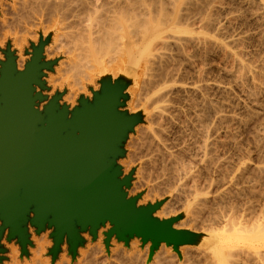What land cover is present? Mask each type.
Returning <instances> with one entry per match:
<instances>
[{
  "label": "bare ground",
  "instance_id": "obj_1",
  "mask_svg": "<svg viewBox=\"0 0 264 264\" xmlns=\"http://www.w3.org/2000/svg\"><path fill=\"white\" fill-rule=\"evenodd\" d=\"M224 2H226V1H224ZM222 3H223L222 0H21V3L18 7V12L15 11V13L17 14V15L15 14V16L17 17V19L19 17L21 20L24 18L26 19V18H32V17H36V19H38V20L47 19L48 21L56 22V26H58L59 29H61L62 31L66 30V29H73L72 32H73V36H74V39L76 40V42H74V41H72V42H74L76 44V48H73V49L69 48L70 50L68 49V52L70 54L73 51V53H72L73 55H72V59L70 60V62L67 63V69L70 72H72L73 76H75L76 78H79V77L81 78V76H84L87 78L89 77V79H87L88 81L91 80L90 78L92 76H90V74L92 75L93 71L103 69L106 66H109V65H106V63H105L107 58H109V59H116V58L124 59L123 63L124 62L125 63L123 65L130 64L131 66H134V72H132V77H133L132 79L135 82V85H134L135 87L132 88L129 85L131 88H127V89H129L128 92H131V94L134 96L133 102L137 103V105H142L143 108L146 110V118H145V115H144V117H141L143 122L146 121V124L139 129L138 137L134 138V140L132 141V144H133L132 147H134L136 150L135 153L138 155L137 158H138V161L140 162V164H142V165L144 164V166L145 165L150 166L152 168L151 172L153 174H154V172H159L156 174V177H158V178H156L157 180L160 179L159 175H163L164 177H166L165 179L167 180V182L170 183L171 186L169 184L168 185L174 189L171 192L169 191L170 192V195H168L169 200L167 202H165L166 205L164 206L163 212H165V210L167 211V208H169L174 203L179 206L181 198H183L186 201L185 203L188 204V206H186L187 209L189 210L188 211L189 215H187L188 217L184 218L185 220L183 219L180 224H178L179 222L177 221L178 225L177 224L174 226L170 225L169 227L171 229H169V231H168L172 234H180L181 233V235H179L180 238H176V240L174 237H172V238L170 237L171 240H174L172 243V246L175 248V250L178 249V247H180L181 245H184L182 243V239H183L184 234L186 235V236L184 235L186 238L187 237L189 238L188 240L190 241V244L185 245V246H187L186 247L187 249H186V252L184 253V254H186V256L188 258L187 263H189V264H264V206L262 209L260 208L261 209V211H259L260 213L255 215V213L257 212V209H255L256 207H255L253 202L247 203L246 204L247 206H245V208L242 209V211H240V209L236 208V205L238 204V202L236 200L235 201L237 202V204H236V202H232V203H235L236 205L231 204V202L229 201V199H233L234 197H238L237 195H239L240 193H243L244 191H247V190H244L243 192H241L235 188L236 185L239 184L238 179L240 178V176H238V175L240 173L238 174V172H237L238 175L236 174L232 177H229V179L226 178V179H228V181H226V184L223 185L222 188L218 189L216 192L214 191V195L213 196L211 195L212 197L210 198L208 196L209 193L208 194H203V193L200 194L201 190H200V192H198L199 188L198 189L196 188V186H197L196 170L194 171L193 166L190 167L189 165L185 164L186 163V161L184 159L185 156L183 155V153H185L186 151L188 152V150H190V151L194 150L196 154L194 155L195 157H193V158H195L194 162L196 163V165H199L198 169L200 168V165H202V167L204 166V168L207 167L206 170L208 168L211 169V167L218 168V170L222 169V167H223L222 163L225 164L226 159L223 158L224 160H222L220 158L221 154L219 155V153L217 152L218 151L217 146L219 144V141H222V140H218L216 137H214V135L219 134V132L222 130V129L219 130V127H224L225 128V132H224L225 136L226 137L231 136L232 131L236 129V127H235V129L232 130L231 125H233L234 122L239 121L240 119H238L234 115H232V116L225 115V113L228 114L229 112H225L223 114L222 108L224 105L222 106L218 103H215L218 100V97L215 98V99H217L215 102H214V100L211 99L213 97V96L211 97L212 92L213 93L215 91H218V92L219 91H225L226 92V91H228V88L224 87L225 85L221 86L219 84H216L215 81L214 82H208V81L204 80V77H205L204 72L206 70L204 71L205 68L203 66L205 64L203 65V63H204L203 60H201V61L199 60V65L196 64L198 66V69H197L198 71H197L196 77H194L195 79L192 80L191 83H187V81L185 79H183V77H182V70H181L182 68L184 69L185 66L181 68L180 64H179V60L177 58H179V59L182 58L183 60L190 61L192 57L198 55L199 59H205L204 58L205 56L202 58V56L204 54H207V56H210V55H208V53L211 51V49L217 50L220 52L219 55L223 54L227 58V60L228 59L231 60L232 65L230 67V70L229 71H228V69H226V70L233 77V79H235L236 83H238L242 86H244V84H245L244 87L247 88L248 93H249L248 100L250 97L253 99H256L255 98L256 92L259 88V84L256 80L258 77V75H257L258 72L256 71L257 68L255 69V67H254L255 65H253V61L252 62H246L247 60L243 59V56L246 57V55H247V54L245 55V52L243 51L244 47L247 45L243 46V48H242V45L245 42V39L248 38V36L245 38L244 33L240 32L239 34H236V35L227 36V37H229V39L226 41H223L222 39L225 38L226 36L220 39L218 37L219 35H215L214 33H213L214 35L209 34V32L211 30L212 31L215 30L217 32V34H221L222 32H224V30L228 31L227 25L228 24L231 25V23L238 18V17H235V15H232L233 14L232 13L233 8L231 9L228 6L223 5ZM227 3H228V1H227ZM245 3H247V2H245ZM241 4H243V1L241 2ZM248 4L250 6L248 9H249L252 17L256 18L257 22L260 21L259 24L264 26V0H249ZM235 6L236 5H234L233 7H235ZM14 10H16V9H14ZM14 10H12V11H14ZM240 10L242 11V9H240ZM216 11H218V12L221 11L226 15L225 19L227 20V25L224 23H221L222 21L220 22V20L218 18L219 15H217ZM15 16L13 15V18ZM244 16H245V14H244ZM27 20L31 21V19H27ZM18 21L16 20V22H18ZM18 23H16V24H18ZM245 23H248V22H244V24ZM240 24H241V22H240ZM248 24L250 25V23H248ZM241 26H242V24H241ZM248 28H247V30H248ZM262 31H264V29ZM248 32H250V31H248ZM230 33H231V31H230ZM224 35H226V34L224 33ZM59 36H60V34H59ZM255 36L257 37L258 35H255ZM259 37H260V34H259ZM262 37H264V36H262ZM63 40L64 39H63V33H62V41ZM248 42H250V41H248ZM18 43H19V41H18ZM20 44H21V41H20ZM69 44H70V42H69ZM245 44H246V42H245ZM22 45H23V43H22ZM61 45L63 46V44H61ZM61 45H59V46H61ZM258 45H260V44L258 43ZM19 47L20 46H18V48ZM256 47H257V45H256ZM64 48L65 47H63V49ZM248 48H249V46H248ZM260 48H262V47H260ZM71 49H72V51H71ZM214 52H216V51H214ZM209 54H212V53H209ZM216 55H218V54H216ZM52 56H53V53H52ZM66 56H68V55H66ZM252 56H253V54H252ZM248 58H249V55H248ZM255 58H257V57H255ZM223 60H225V59H223ZM257 60H259V59H257ZM117 61L121 62L120 60H117ZM191 61H190V63H192V64H193V62L197 63V62H195V60L192 62ZM248 61H250V60H248ZM114 65H116V63H114ZM194 65L192 67H195ZM224 67H226V66H224ZM257 67H260V65ZM113 68H109V69H112L114 71ZM259 69L261 70V68H258V70ZM56 70H57V68H56ZM186 70H188V68ZM262 70L264 71V69H262ZM115 71H116V68H115ZM115 71H114V73H115ZM111 73H112V71H111ZM194 73H196V72H194ZM101 74H102L101 75V77H102V90H101V93H99V94H101L102 98L104 99L106 107L109 108V104H111L112 108L114 109L113 111H115V110H117V107H118L117 103L120 100L119 90L117 89L118 86L112 87L111 82L113 79H112V76H110L108 73H106L105 71H102ZM66 75H67V73H66ZM112 75H114V74H112ZM262 75L263 74H261L260 76H262ZM228 77H230V76H228ZM262 77H264V76H262ZM61 78H62V76H61ZM68 80H70V79H67V81ZM262 81H263V79H262ZM81 82H83V81H81ZM93 82H92V84H93ZM260 83L263 84V82H260ZM70 84H71V82H70ZM234 85H235V83H234ZM81 86H84V85L81 84L80 88H81ZM230 88H231V86H230ZM70 89H71V87H70ZM73 89H71V90H73ZM82 89H84V88H82ZM85 89L87 90L86 87H85ZM260 89H261V87H260ZM86 90H84V92ZM261 90L263 91V89H261ZM81 91H83V90H81ZM242 92H244V91H242ZM86 93H90V92L87 91ZM94 93L97 94V92L95 90H94ZM74 94H75V92H74ZM95 94L93 96H95V100H96L97 95H95ZM228 94H229V91H228ZM259 94H261V91L259 92ZM197 95H200V97H201L200 98V100H201L200 108L197 109V107H196V109H194V107L196 105L193 107L194 110H192V108L189 110V108H188V110H189L188 114L191 117V118L189 117L190 120H188V121H191V124H192V126H191L192 130L191 131H193V134L195 133V135H196L195 138H197V136H198V139L191 146L192 149H189L188 145H187V147L183 146V147L179 148V145L181 143L177 142V144H176L175 141L172 140L173 137H171L172 139L170 140V135L172 134V131L170 134V129L173 126V124L177 123L178 121L180 122V120L182 121L181 117H182V115H185V112L187 113V111L181 110V108H183V109L185 108L183 106L181 108L178 107L179 105H177V104H179V102L176 104V99L180 100L181 98H183L184 100H187V104L190 105L188 103L189 98L195 97ZM223 95H226V94L223 93ZM228 96H227V98H228ZM73 97H74V95H73ZM225 97L226 96H224V98ZM229 97H231V96H229ZM86 98H87V96H86ZM222 98H221V100H222ZM72 100H74V99L72 98ZM230 100H232V99H230ZM70 102H72V101L70 100ZM131 102H132V100H131ZM94 103H96V102H94ZM197 103H198V100H197ZM192 104H195V103H192ZM228 104H229V102H228ZM228 104H226V105H228ZM238 105L240 106L241 103ZM184 106H186V105H184ZM239 106L237 107V105H236L237 108H239ZM130 107H131V105H130ZM249 108L250 107H248V109ZM134 109H135V107H134ZM228 109H229V107H228ZM241 109H243V108H241ZM253 110H251V111H253ZM91 111L94 112L93 110H91ZM246 113H249L248 110ZM233 114H234V112H233ZM244 115L242 117H244ZM249 116H251V115H249ZM240 121H242V120H240ZM239 123L241 124V122H239ZM45 124H46V122H45ZM182 124H183V122H182ZM184 125H185V123H184ZM175 126H176V124H175ZM189 126H190V124H189ZM189 126H188V129L190 128ZM237 126H238V124H237ZM136 127L138 128V126H136ZM240 128H241V125H240ZM178 129L179 128H176V131H178ZM180 129H181V126H180ZM184 129L187 131V127ZM263 129H264V127H263ZM171 130H173V129H171ZM238 130H237V136H238ZM233 132L235 133V131H233ZM259 132H260V128H259ZM178 133H179V131H178ZM178 133H177V135H178ZM188 133H189V131H187V134ZM257 133H258V131H257ZM181 134H182V132H181ZM257 135L260 136L262 139L264 137V135L262 136L261 134L260 135L257 134ZM173 136H174V134H173ZM190 136H191V132H190ZM190 136H189V138L191 139L192 136L191 137ZM222 136L224 137L223 134H222ZM234 136H235V134H234ZM182 137H183V135H182ZM187 137L188 136H185L184 139ZM219 137H221V136H219ZM260 137H258V138H260ZM190 139H189V141H190ZM262 139H261V141H262ZM192 140H194V138ZM230 140H232V139L230 138ZM235 140H237V137L235 138ZM171 141H174V142H171ZM181 141H182V139H181ZM179 142H180V140H179ZM184 143H186V139H185ZM186 144H188V142ZM220 145H222V143ZM225 145H226V142H225ZM233 145H235V144H233ZM233 145H232V147H235ZM230 146H231V144H230ZM232 147H230V148H232ZM228 149H229V147H228ZM236 150H238V147ZM223 151H225V150H223ZM231 152H232V150H231ZM231 152H229V153H231ZM217 153H218V156H217ZM239 154L240 153H238L237 155L239 156ZM190 155H191V153H190ZM225 156H226V154H225ZM230 156H232V155H230ZM226 158H227V156H226ZM233 158H234V156H233ZM233 158H231V159L233 160ZM242 159H244V158H242ZM243 161H242V164H243ZM189 162H191V161L189 160ZM189 162H187V163H189ZM195 163H194V165H195ZM234 163H235V161H234ZM259 163H261V161ZM190 164L192 165V163H190ZM227 164L229 165V162H227ZM246 166H247V164H246ZM140 167H142V166H140ZM243 167H244V165H243ZM201 169H203V168H201ZM228 169L229 168H227V170ZM239 169H242V168L240 167ZM146 171H148V170H146ZM253 172H255V171H253ZM135 173H137V172H135ZM199 173H200V170H199ZM213 173L217 174V172H215V171ZM223 174H224V172H223ZM150 175H151V173H150ZM200 175H201V173H200ZM200 175L198 177H201ZM242 175L243 174L241 173V176ZM255 175L256 176H264V161L262 162V165L257 167ZM251 176H254V175H251ZM151 177H152V175H151ZM210 177H211V175H210ZM210 177H208V178H210ZM201 179H203V178H201ZM211 179H212V177H211ZM248 179H250V177ZM253 179H254V181L256 180L254 177H252L250 182ZM149 180H150V177H149ZM223 180H225V177L223 178ZM243 180L245 181V179H243ZM243 180H242V182H243ZM259 180H260L259 182H261V179H259ZM213 181H215V180H213ZM248 181H247V183H248ZM206 182L208 183V181H206ZM259 182H258V184H259ZM213 183H215V182H213ZM244 183L245 182H243V184ZM254 184H255V182H254ZM158 185H157V187H159ZM199 186L202 187L200 184H199ZM254 186L251 188L249 187V189L247 188L248 192L253 197L258 195V194L260 195V193H258L259 192L258 189H257L258 192L255 189L257 185L255 187ZM166 187H167V184H166ZM240 187L244 188L243 185L242 186L240 185ZM153 188H154V186H153ZM208 188H211V184L208 185ZM202 189L204 190V188H202ZM244 189H246V188H244ZM159 190H158V192H159ZM163 193L166 194V192H163ZM193 194H194V197L192 198L191 201L186 200L189 198L187 196H189V195L191 196ZM245 195L248 197L249 194L247 195V193H246ZM262 195H264V194H262ZM262 195H260V196H262ZM242 197H240V198H242ZM249 197H248V199H249ZM258 197L259 196H257V198ZM241 200H243V199H241ZM245 200H247V199H245ZM261 200H263V198ZM261 200H260V202H261ZM183 205H185V204H183ZM237 206H239V205H237ZM260 207H262V206H260ZM174 211L176 212L175 209L173 210V212ZM168 213H170V212H168ZM202 215L204 216L203 220L201 219ZM164 216L166 217V215H164ZM252 216H253V220L250 219L252 221H249V217H252ZM164 220H165V222H168V221H171L172 219L166 218ZM199 221L201 222L200 226H202V228H203L202 231H200V232H197L199 230V228H197L198 230H196V231L192 229L193 231L191 230V232L189 231L190 229L188 231H182V232L176 231V229L186 228V226L190 223H193V225L194 224L196 225L197 222H199ZM74 222H76L75 224L77 226V220L76 219L74 220ZM197 226H199V225H197ZM135 239H136V237H135ZM44 240H46V239H44ZM157 241H159V240H157ZM37 243H39V240H37ZM148 244H150V243H148ZM39 246L41 247L40 243H39ZM10 248L13 251L14 256H16L18 254L17 248L13 245ZM40 250H38L37 254L39 253ZM42 250H43V248H42ZM21 251H22V253L27 254L28 253V245L27 244H25L24 246L21 245ZM34 253H35V251H34ZM39 256H41V254H39ZM46 262H49V261L47 260ZM66 262H68V261H66ZM176 263L174 262V264H176ZM15 264H18V263H15ZM31 264H42V263H40V258L36 257V258H34V260Z\"/></svg>",
  "mask_w": 264,
  "mask_h": 264
},
{
  "label": "rangeland",
  "instance_id": "obj_2",
  "mask_svg": "<svg viewBox=\"0 0 264 264\" xmlns=\"http://www.w3.org/2000/svg\"><path fill=\"white\" fill-rule=\"evenodd\" d=\"M224 1H226V2H224ZM224 1L222 0V2H223L222 4L228 6L231 9L233 8L232 9V13H233L232 15H235V17H238V18L236 20H234L235 22L233 21L231 23V25L230 24L227 25V20L225 19L226 15L221 11H219V12L216 11L217 15H219L218 18H219L220 22L222 21L221 23H224L228 26V31L224 30V32H222L221 34H217V32L215 30H213V31L211 30L210 31L211 33L209 32V34L210 35H214V34L219 35L218 37L220 39L226 36L225 38L222 39L223 41H226L229 39V37H227V36L236 35V34H239L240 32L244 33L245 38L248 36V38L245 39L246 44L244 42L242 45V48H243V46L247 45L244 47V50H243L245 52V55L247 54L246 55L247 58L245 56H243V59L247 60L246 62H252L253 61V65H255L254 66L255 69L257 68L256 71L258 72L257 73L258 77L256 80L259 84V88L256 92V96H255L256 99H253L249 96L251 99L249 98V100H248L249 93H248L247 88L244 87L245 84H244V86H242V85L236 83L235 79H233V77L228 73V71L230 70V67L232 65L231 60L228 59L231 62L230 63L223 54L219 55L220 52L217 50L211 49V51L209 53H212V54L208 53V55H210V56H207V54H204L202 56V58L205 56L204 57L205 59H199L198 55H196L198 58L196 56L192 57L191 60L193 59L192 61L195 60V62H197V63L193 62V64L190 63L191 60L188 61V60H183L182 58H180V59L177 58L179 60V64H180L181 68L184 66L186 69L188 68V70H186L185 68L181 69L182 70V77H183V79H185L187 81V83H191L192 80L195 79L194 77H196V74L198 71L197 65H199V60L200 61L203 60V62H204L203 65L205 64L203 66L205 68L204 71L206 70L204 72V74H205L204 80H206L208 82H214L215 81L216 84H219L221 86L225 85L224 87L228 88V91H229V94H228V91H226V92L225 91H219V92L215 91L214 93L212 92L211 97L212 96L213 97L211 99L214 100V102H215L217 100L215 98L218 97V100L215 103H218L222 106L224 105L222 108L223 114L225 112H229L228 114L225 113V115H229V116L234 115L238 119L242 120V121H240V120L236 121V122H234L233 125H231L232 130L235 129V127H236V129L233 130V131H235V133L232 130L231 131H232V134L233 133L235 134V136L237 137V140H235L236 137L234 136V134L233 135L231 134V136L226 137L225 133H224L225 132L224 127H219V130L222 129L220 131L221 133L219 132L220 135L219 134L214 135V137H216L218 140H222V141H219V144L217 146V150H218L217 152L219 153V155L221 154L220 155L221 157L220 156L219 157L222 160H224V159L227 160V161L225 160V164L224 163H222L223 165L221 164L223 166L222 167L223 170L222 169L218 170V168H215V167H211L212 170L209 168L206 170L207 167L204 168V166L202 167V165H200V168L198 169L199 165H196V163L194 162L195 158H193V157H195L194 155L196 154L194 150H191V151L188 150V152L186 151L185 153H183V155L185 156L184 159L186 161V163L185 162L184 163L186 165H189L190 167L193 166L194 171L196 170V173H197L196 174L197 175V186H196V188L197 189L199 188L198 192H200V190H201L200 194H202V193L208 194L209 193L208 196L210 198L214 195V191L216 192L218 189L222 188V186L226 184V181H228L229 177L236 175L237 172H238V174L240 173L239 175L237 174L238 176H240V178L238 179L239 180V184H238L239 186L236 185L235 188L241 192H243L244 190H247V191H244L243 192L244 194L240 193L239 195H237L238 197H234L233 199H229V201L231 202V204H234V205H236L238 202L237 205H239V206L236 205V208L240 209V211H242V209H244L245 206H247L246 205L247 203L253 202L255 207H256L255 209H257V212L255 213V215H256V214L260 213L259 211H261V209L264 206V203H263L264 202V195H262V194H264L263 193L264 192V188H263L264 187V183H263L264 182V176H256L255 175L257 167L262 165V162L264 161V155H263L264 154V137L262 139L260 136L257 135V134H259V135L261 134L262 136L264 135L263 134L264 133V129H263V127H264L263 126L264 125V94H263L264 93V86H263L264 85V77H262V76H264V71L262 70V69H264V62H263L264 61L263 60L264 59V57H263L264 56V37H262V36H264V31H262L264 29V26L260 25L259 24L260 21L257 22L256 18L252 17V15L248 9L250 7L248 4L249 0H241V1L240 0H234V1L233 0H224ZM227 1H228V3H227ZM242 1H243V4H241ZM244 1L247 3H245ZM20 3H21V0H0V6H1L0 7V80L3 78L2 72L5 69L6 63L9 61V59H8L9 56H11V58H13V63H14L15 69H16V73L20 74V73H24L26 71L27 67L32 63V61L35 57V54L38 52L41 53L42 57L40 56L39 64L42 65V68L39 70V74L36 77V81L32 83V91H31V98L33 100L32 108L34 111L38 112L42 116L43 121H44V125H46L45 122L52 115L63 117L65 123H67L69 125L68 131H70V128H72V126L77 125V124L73 125V122H75V120L77 119L78 112H80L81 110L84 109V104L87 106H91V105L94 106L97 103V99L95 100V96H93L95 94L94 90L97 92V94H95V95H97V97L98 96L101 97V94H99V93H101V90H102V77H101L102 74H101V72L105 71L110 76H112V79H113L111 82L112 87L118 86L117 89L119 90V95H120V100L118 102V107H117V113L120 115L121 119L126 122V124L128 126L124 129V132L121 135V137H119V138L117 137L118 143H116V145H115V148H116V153L114 154L115 156L110 155L108 157V159L110 161H113V166H112V169L110 171V174H112L115 177L116 184L119 186L118 193L124 196V201L127 203V205H129V208L132 211H134L135 213L144 214V215H142L143 219H146V220L153 222V223L156 222L161 227L164 226L165 230H168V231H169V229H171L169 227L170 225L174 226L178 222H179L178 224H180L182 222V220L184 218H187L188 217L187 215H189L188 214L189 210L186 207V206H188V204L185 203L186 201L183 198H181L183 200L182 201L180 199L181 205L179 204V206H178L177 204L174 203V204H172L173 206L171 205L169 208H167V211L165 210V212H163L164 206L166 205L165 202H167L169 200L168 195H170V192L173 191L174 189L172 187H170L171 185L165 179L166 177H164L163 175H159L160 179L157 180L156 178H158V177H156V174L159 172H154V174H153L151 172L152 168L150 166H147V165L144 166V164L143 165L140 164V162L138 161V158H137L138 155L135 153L136 150L134 147H132L133 146L132 141L134 140V138L138 137L139 129L146 124V121L143 122V120L141 119V117H144V115L146 118V110L143 108L142 105H137V103L133 102L134 96L131 94V92H128L129 89H127V88H131V87L132 88L135 87L134 86L135 82L132 79L133 78L132 72H134V66H131L130 64L123 65L125 63V62L123 63L124 59H118V58L109 59V58H107L105 63H106V65H109V66H106L103 69L93 71L92 72L93 74L92 75L90 74V76H92L90 78L91 80L88 81L87 79H89V77L87 78L84 76H81V78L80 77L76 78L75 76H73V73L67 69V63H69L70 60L72 59V55H73L72 49L76 48V44L74 43V42H76V40L74 39L73 32H72L73 29H66V30L62 31L61 29H59L58 26H56V22L48 21L47 19L38 20V19H36V17H32V16H31L32 18H26V19L24 18L25 20L24 19L21 20L19 17L17 19V17L15 16V14H16L15 11L18 12V7H19ZM234 5H236L235 6L236 8L233 7ZM10 8L11 9L13 8L12 10H14V9H16V10L12 11ZM240 9H242V11ZM243 13L245 14V16ZM13 15L15 16L14 18H13ZM27 19H31V21L29 20L30 21L29 22ZM16 20L17 21L19 20L18 22L21 25L18 22H16ZM240 22H241L242 26H241ZM244 22H248V23H250V25L248 23L244 24ZM16 23H18V24H16ZM247 28H248V30H247ZM230 31H231V33H230ZM248 31H250V32H248ZM62 33H63V39L65 41L64 40L62 41ZM224 33L226 35H224ZM59 34H60V36H59ZM259 34H260V37H259ZM255 35H258V36L256 37ZM18 41H19V43H18ZM20 41H21V44H20ZM72 41H74V42H72ZM248 41H250V42H248ZM69 42H70V44H69ZM257 42L260 45H258ZM22 43H23V45H22ZM61 44H63V46ZM59 45H61V46H59ZM256 45H257V47H256ZM18 46H20V47L18 48ZM248 46H249V48H248ZM63 47H65V48L63 49ZM260 47H262V48H260ZM69 48H72L71 54L68 52ZM214 51H216V52H214ZM52 53H53V56H52ZM216 54H218V55H216ZM252 54L254 57L252 56ZM66 55H68V56H66ZM248 55H249V58H248ZM255 57H257V58H255ZM223 59H225V60H223ZM257 59H259V60H257ZM117 60H120L121 62H119ZM248 60H250V61H248ZM114 63H116V65H114ZM193 65L195 67H192ZM259 65H260V67H257ZM224 66H226V67H224ZM55 67L57 68V70ZM109 68H113L114 71L116 68L115 73L112 69H109ZM258 68H261L262 71L260 69L258 70ZM226 69H228V71ZM111 71H112V73H111ZM194 72H196V73H194ZM66 73H67V75H66ZM112 74H114V75H112ZM259 74L260 75L263 74V75L260 76ZM61 76H62V78H61ZM228 76H230V77H228ZM67 79H70V80L67 81ZM262 79H263V81H262ZM81 81H83V82H81ZM70 82H71V84H70ZM92 82H93V84H92ZM233 82L235 83V85ZM260 82H263V84ZM81 84H83L84 86H81V88H80ZM230 86H231V88H230ZM70 87H71V89H73V88L74 89L71 90ZM85 87L87 88V90L85 89ZM260 87H261V89H263V91L260 89ZM82 88H84V89H82ZM81 90H83V91H81ZM84 90H86V91L84 92ZM87 91H89L90 93H86ZM242 91H244V92H242ZM260 91H261V94H259ZM74 92H75V94H74ZM223 93L226 95H223ZM73 95H74V97H73ZM228 95L231 97H229ZM86 96H87V98H86ZM224 96H226V97L224 98ZM227 96H228V98H227ZM72 98L74 100H72ZM200 98H201L200 95L189 98L188 103L190 105L192 103H195V104L191 105L192 107L187 104V100H184L183 98H181L180 100L176 99V104L179 102V104H177V105H179L178 107L181 108L183 106L185 108L184 109L181 108V110L187 111V113L185 112V115H182V117H181L182 121L180 120V122L178 121L177 123H175L176 126H175V124H173V126L171 127V129H173V130L170 129V134L172 131V134L170 135V140L172 139L171 137H173L172 140H174L176 144H177V142L181 143L179 145V148L183 147V146L187 147V145H188V148L192 149L191 146L198 139V136H197V138H195L196 137L195 133L193 134V131H191L192 130V128H191L192 124H191V121H188V120H190L191 117L188 114V111L191 108H192V110L196 109V107H197V109L200 108V102H201ZM221 98H222V100H221ZM196 99L198 100V103H197ZM230 99H232V100H230ZM70 100L72 102H70ZM131 100H132V102H131ZM94 102H96V103H94ZM228 102L230 105L228 104ZM240 103H241V105L239 106L238 104H240ZM226 104H228V105H226ZM130 105H131V107H130ZM184 105H186V106H184ZM236 105H237V107L239 106V108H237ZM134 107H135V109H134ZM193 107H194V109H193ZM228 107H229V109H228ZM248 107H250V108L252 107V108L248 109ZM188 108H189V110H188ZM241 108H243V109H241ZM246 109L248 110L249 113H246L247 112ZM251 110H253V111H251ZM233 112H234V114H233ZM237 113L238 114L240 113V114L238 115ZM243 115H244V117H242ZM249 115H251V116H249ZM182 122H183V124H182ZM239 122H241V124ZM184 123H185V125H184ZM189 124H190V126H189ZM237 124H238V126H237ZM239 124L241 125V128H240ZM136 126H138V128ZM180 126H181L182 130L180 129ZM188 126L191 128V129L189 128L190 130L188 129ZM186 127H187V131H189L188 134H187V131L184 129ZM176 128H179L178 129L179 133H178V131H176ZM259 128H260V132H259ZM237 130H238V136H237ZM257 131H258V133H257ZM181 132H182V134H181ZM190 132H191L192 137L190 136ZM177 133H178V135H177ZM173 134H174V136H173ZM222 134L224 135V137L222 136ZM182 135H183V137H182ZM218 135L221 137H219ZM185 136H188L187 138H185L186 143L188 142V144L184 143L185 142V139H184ZM189 136L191 137V139L189 138ZM258 137H260V138H258ZM193 138H194V140H192ZM230 138L232 140H230ZM181 139H182V141H181ZM189 139H190V141H189ZM261 139H262V141H261ZM179 140H180V142H179ZM174 141H171V142H174ZM225 142H226V145H225ZM221 143H222V145H220ZM230 144H231V146H230ZM233 144H235V145H233ZM232 145L235 147H232ZM227 146L229 147V149ZM236 146L238 147V150H236L237 149ZM230 147H232V148H230ZM223 150H225V151H223ZM231 150H232V152H231ZM229 152H231L232 154ZM190 153L192 156L190 155ZM218 153H217V156H218ZM238 153H240L239 156L241 158L237 155ZM225 154H226L227 158H226ZM230 155H232V156H230ZM229 156L231 158H233V156H234L233 160ZM242 158H244V159H242ZM189 160L191 162H189ZM234 161H235V163H234ZM242 161H243V164H242ZM260 161H261V163H259ZM187 162H189V163H187ZM227 162H229V165L227 164ZM190 163H192V165ZM194 163H195V165H194ZM246 164H247V166H246ZM243 165H244V167H243ZM140 166H142L143 168ZM240 167L242 169H239ZM201 168H203L204 170ZM227 168H229L228 169L229 171L227 170ZM230 169L231 170L233 169V170L231 171ZM146 170H148L149 172ZM199 170H200L201 175L199 173ZM213 170L215 172H217L218 175L213 173L214 172ZM222 171L224 172V174ZM253 171H255V172H253ZM135 172H137V173H135ZM150 173H151L152 177H151ZM241 173L243 174L242 176H241ZM219 174L220 175L222 174V175L220 176ZM199 175L201 177H198ZM210 175H211L212 179H211ZM251 175H254V176H251ZM149 177H150V180H149ZM208 177H210V178H208ZM224 177H225V180H223ZM249 177H250V179H248ZM252 177H254L256 180L254 181V179H253L250 182ZM201 178H203V179H201ZM226 178H228V179H226ZM198 179L200 181L201 180L202 181L200 182ZM243 179H245V181ZM259 179H261V182H259L260 181ZM213 180H215V181H213ZM242 180L246 184L245 183L243 184ZM206 181H208V183ZM247 181H248V183H247ZM253 181L255 182V184ZM213 182H215V183H213ZM258 182H259V184L260 183L261 184L259 185ZM198 183L202 187H200ZM166 184H167V187H166ZM207 184L208 185L211 184V188H208ZM157 185L159 187H157ZM240 185L241 186L243 185V187L246 189L240 187ZM254 185L255 186L257 185L255 189H256V191L258 189L259 192L258 191L257 192L260 193V195H262V196H260L258 194L256 196H254L255 197L254 198L248 192L249 187L251 188ZM153 186H154V188H153ZM202 188H204V190ZM158 190L160 193L158 192ZM163 192H166V194ZM246 193H247V195L249 194L248 195V197L250 196L249 199L245 195ZM239 196L240 197L243 196V197L240 198ZM257 196H259V197L257 198ZM187 197H189V198L186 200L191 201L192 198L194 197V194L191 196L189 195ZM260 198L261 199L263 198V200H261ZM241 199H243V200H241ZM245 199H247V200H245ZM260 200H261V202H260ZM232 202H236V204L232 203ZM183 204H185V205H183ZM260 206H262V207H260ZM174 209L176 210V212L175 211L173 212ZM168 212H170V213L172 212L173 214L172 213L170 214ZM164 215H166V217ZM253 216L249 217V221L253 220ZM33 217H34V214L31 213L29 215V219H31ZM166 218H171L172 220L165 222L164 219H166ZM201 219L202 220L204 219L203 215L201 216ZM250 219H252V220H250ZM2 224L3 223L0 220V226H2ZM197 225H199V226H197ZM200 225H201L200 221L197 222L196 225L195 224L193 225V223H190L186 226V228L176 229V231L182 232V231H188L190 229L189 231L191 232L192 229L196 231V230H198L197 228H199V230L197 232H200L203 229L202 226H200ZM24 228H26V233L28 235L27 243H26L28 245V253L27 254L22 253V251H21L22 243H21L19 237L15 236L14 238H10L9 237L10 228H6L4 230V233L2 234V237L0 238V264H15V263H18V264H20V263L21 264H28L29 263V264H31L33 262L34 258H36V257L40 258V263H42V264H45V263L46 264H66V263L67 264H167V263L168 264L169 263L174 264V262L175 263L177 262L176 264H189V263H187L188 258L186 256V254H184V253L186 252V249H187L186 248L187 246H185V245L190 244V241L188 240L189 239L188 237L187 238L185 237L186 236L185 234H184L185 236L183 235V239H182V243L184 245H181L180 247H178V249L175 250V248L172 246V243L174 240H171L170 238H168V239H165V238L155 239V238L147 237L148 238L147 239L146 237L139 235L137 233H126V232H121L122 235H119L116 231L113 232V230L115 229V224H113L109 220L99 223V225L96 228H93L91 225H88L87 227L83 228L82 225L77 224L76 235L70 236L68 233H64L62 238L59 240L58 244H57V237H56L57 229H56V226H54V225L49 226L48 223H46V225L42 229H40L39 227L32 225L31 220H29L27 222V224L24 225ZM168 231H167V233H168ZM165 233H163V234H165ZM179 235H181V233L180 234H173L172 236H174V238L176 240V238H180ZM135 237H136V239H135ZM44 239H46V240H44ZM37 240H39L41 247L39 246V243H37ZM157 240H159V241L161 240V241L159 242ZM148 243H150V244H148ZM12 245L15 246L18 250V254L16 256H14V253L10 248ZM42 248H43V250H42ZM38 250H40L41 252L39 251V253L37 254ZM34 251H35V253H34ZM39 254H41V256H39ZM47 260L49 262H46ZM66 261H68V262H66Z\"/></svg>",
  "mask_w": 264,
  "mask_h": 264
},
{
  "label": "water",
  "instance_id": "obj_3",
  "mask_svg": "<svg viewBox=\"0 0 264 264\" xmlns=\"http://www.w3.org/2000/svg\"><path fill=\"white\" fill-rule=\"evenodd\" d=\"M40 56L36 53L20 74L9 56L0 80V238L10 228L9 237L18 236L24 246V225L31 220L40 229L46 223L56 226L58 244L64 233L76 235L75 219L83 228L109 220L119 235L174 237L132 211L118 193L108 157L128 126L102 96L94 106L84 104L70 131L60 116L52 115L44 125L31 98Z\"/></svg>",
  "mask_w": 264,
  "mask_h": 264
}]
</instances>
